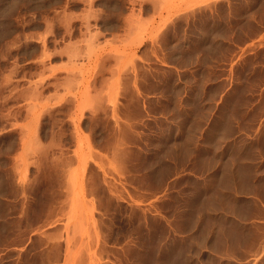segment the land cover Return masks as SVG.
<instances>
[{"label": "rangeland", "instance_id": "1", "mask_svg": "<svg viewBox=\"0 0 264 264\" xmlns=\"http://www.w3.org/2000/svg\"><path fill=\"white\" fill-rule=\"evenodd\" d=\"M218 74L235 181L172 166ZM263 196L264 0H0V264H263Z\"/></svg>", "mask_w": 264, "mask_h": 264}, {"label": "crops", "instance_id": "2", "mask_svg": "<svg viewBox=\"0 0 264 264\" xmlns=\"http://www.w3.org/2000/svg\"><path fill=\"white\" fill-rule=\"evenodd\" d=\"M194 72L189 71L188 75ZM197 73L200 77L205 72ZM180 89V120L178 124L175 121L179 133L174 132L171 148L174 173L205 177L214 171H224L228 165L232 166L229 171L235 181L242 160L239 151L240 145L243 146V106L233 99L232 93H227L226 87H221L219 74L212 80L198 79L197 84H186ZM157 152L160 156L159 149Z\"/></svg>", "mask_w": 264, "mask_h": 264}, {"label": "bare ground", "instance_id": "3", "mask_svg": "<svg viewBox=\"0 0 264 264\" xmlns=\"http://www.w3.org/2000/svg\"><path fill=\"white\" fill-rule=\"evenodd\" d=\"M239 158H240V157H239ZM241 159H242V158H241ZM235 162H237V161H235ZM240 162H242V160H240ZM240 162H239V163H240ZM228 163H229V162H228ZM240 164H241V163H240ZM235 167H236V166H235ZM236 170H237V169H236ZM236 170H235V171H236ZM233 171H234V170H233ZM238 173H239V172H238ZM255 195H256V194H255ZM263 197H264V196H263ZM263 197H262V198H263ZM250 203H251V202H250ZM263 245H264V244H263ZM263 247H264V246H263ZM263 259H264V258H263ZM255 260H256V259H255ZM261 260H262V259H261ZM247 264H248V263H247ZM249 264H250V263H249ZM263 264H264V263H263Z\"/></svg>", "mask_w": 264, "mask_h": 264}]
</instances>
